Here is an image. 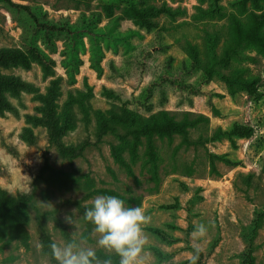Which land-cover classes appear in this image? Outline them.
<instances>
[{
    "label": "rangeland",
    "instance_id": "rangeland-1",
    "mask_svg": "<svg viewBox=\"0 0 264 264\" xmlns=\"http://www.w3.org/2000/svg\"><path fill=\"white\" fill-rule=\"evenodd\" d=\"M36 3L50 17L100 12V26L110 25L112 34L120 35L116 48L103 43L102 57L93 64L87 43L80 51V62L73 74L62 64L64 42L54 39L48 48L38 42L49 59L52 73L45 74L34 62L29 70L14 66L1 72L31 83L35 92L19 97L7 95L12 111L0 113V189L13 196L28 195L31 174L41 162L40 147L46 144V130L31 126L26 117L36 113L35 95L45 93L53 78L59 79L57 114L68 119L70 127L63 137L67 145H78L85 137H94L98 119L118 107L119 102L105 94L110 89L126 97L144 99L147 87L167 76L178 82L182 61L194 48L200 61L207 59V37L214 38L217 57L223 56L231 39V23L237 18L243 26L250 12H259L246 2L240 10L239 0H13ZM111 7L107 17L105 6ZM129 5L163 7L151 28L135 24L127 12ZM264 8V0L261 2ZM23 27L13 21L0 0V47L20 48ZM121 73V80L109 76V64ZM242 79L260 78L257 100L234 83L229 88L222 75ZM194 81L196 76H189ZM210 99L199 94L179 100L169 94L164 102L157 93L149 96V105L140 106L142 118L167 115L174 120L197 119L188 137L196 141L187 146L179 135L154 136L157 159L152 166L146 155L143 138L136 155L131 157L126 144L121 154L128 166L113 160L110 147L118 143L113 134L104 136L98 146L88 147L83 156L61 157L48 148L50 169L46 181H37L28 201L26 237L16 236L8 218L0 212V264H54L43 251L38 220L57 243L70 240L75 231L65 222L73 215L77 235L84 234L86 223L81 212L67 201L82 200L91 204L103 194L84 195L95 189H110L126 207L140 206L150 217L144 226L148 237L146 251L152 264H190L189 254L200 248L197 264H244L250 252L253 264H264V56L254 47L240 48L227 64L216 67L206 87ZM233 123L250 125V138H233L228 134ZM30 127L38 138L37 147L21 139ZM4 144L19 152L14 157ZM75 211V213H73ZM53 216L66 226L69 239L55 224ZM197 224L208 226L207 237L197 240L192 233ZM87 236V235H85ZM89 243L94 244V240ZM103 257V251H98ZM115 264L119 258L112 256Z\"/></svg>",
    "mask_w": 264,
    "mask_h": 264
},
{
    "label": "trees",
    "instance_id": "trees-1",
    "mask_svg": "<svg viewBox=\"0 0 264 264\" xmlns=\"http://www.w3.org/2000/svg\"><path fill=\"white\" fill-rule=\"evenodd\" d=\"M4 8L8 10L13 21L23 27L20 48L0 47V113L12 111L13 105L7 98V95L19 97L22 92H35L36 88L29 82L13 75L3 74L2 70H8L14 66H21L29 70L34 62L38 63L45 74L52 73V60L46 55L38 42L45 47H52L54 39L61 38L64 42L62 64L65 69L73 74L80 62L79 53L85 48L89 52L90 61L96 64L102 57L101 45L103 43L116 48L120 35L112 34L110 25L100 26V12L90 14H80L75 19L70 16L50 17L44 9L36 3H20L13 0H1ZM142 1V0H140ZM263 0H239L240 10H246V2H249L253 9L259 12H250V20L246 26H243L237 18H233L231 23V39L223 56L217 57L213 37H207V59L202 62L197 57L194 48L188 54L187 59L182 61L181 74L178 82H173L171 78L163 76L159 81L152 82L147 87V95L144 99L137 100L134 97H124L110 89H105V94L112 100L119 102L118 107L114 106L107 114H101L94 137H85L78 145H67L63 141L70 123L68 119L60 120L57 114L56 100L59 96V79L53 78L45 93L35 95L39 104L35 114L27 115L26 121L31 126H41L46 130V144L40 147L41 162L37 172L31 174L29 181L30 191L28 195L13 196L0 189V212H2L10 221L16 236L25 238V224L28 220V201L34 195L37 181H46V172L50 169L48 159V148H54L61 157L74 159L83 156L84 151L91 146H98L104 136L113 134L118 143L111 144L110 151L113 160L118 164L128 166L121 154V144H126L131 157L136 155L137 149L146 139V155L148 162L154 166L157 153L153 142L154 136L172 137L179 135L183 143L187 146L194 145L188 137L189 129L197 124V119L174 120L167 115L162 117L142 118L139 107L148 106L149 96L157 93L164 100L171 94L179 100L193 98L196 95L204 94L210 99L211 92L206 87L210 83L216 72V67L220 63L227 64L231 56L238 54L240 48L254 47L264 56V8L261 2ZM107 17L111 16V7L105 6ZM165 11L163 7H154L152 5L136 6L129 5L127 12L132 21L145 28H151L155 24V18ZM196 76L194 81H187V77ZM109 76L113 80H121V73L111 63L109 64ZM223 80L229 88L236 83L240 89L246 91L249 98L257 100L260 96L258 76L251 79H242L239 73L234 76L222 75ZM167 100V99H166ZM164 100V102L166 101ZM254 129L250 125L233 123L228 131L229 136L233 138H250ZM21 139L31 147L39 148L38 136L33 133L30 127L24 128L21 133ZM8 152L14 157L19 158V152L11 145L4 144ZM264 173V164L262 166ZM2 170H0V174ZM93 193L103 195H116L110 189H95L84 195L90 197ZM72 203L82 214L86 208L92 204H82V200L67 201ZM55 224L61 229L66 239H69V233L62 221L53 216ZM93 225L86 224L85 235L91 232ZM40 240L43 251L47 254L49 261L56 264L51 258L48 245L53 241L48 231L44 228L41 220H38ZM244 264H253V258L250 252L244 260Z\"/></svg>",
    "mask_w": 264,
    "mask_h": 264
},
{
    "label": "clouds",
    "instance_id": "clouds-1",
    "mask_svg": "<svg viewBox=\"0 0 264 264\" xmlns=\"http://www.w3.org/2000/svg\"><path fill=\"white\" fill-rule=\"evenodd\" d=\"M91 204L80 217L86 224L93 225L87 236L77 235L73 215L66 216L65 222L75 228L72 238L60 243L52 241L48 245L56 264H115L113 255L119 258L118 264H152L146 251L148 237L143 230L150 217L142 207H126L122 199L112 195L97 196ZM207 234L208 226L197 224L191 235L201 240ZM90 240L95 243H89ZM98 251L105 255L99 256ZM200 251L194 248L189 254L190 264H197Z\"/></svg>",
    "mask_w": 264,
    "mask_h": 264
}]
</instances>
